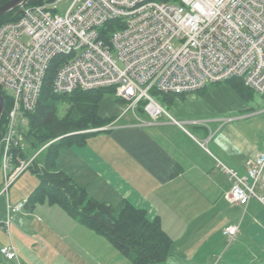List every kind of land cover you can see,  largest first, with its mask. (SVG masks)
Segmentation results:
<instances>
[{
    "label": "built area",
    "instance_id": "obj_1",
    "mask_svg": "<svg viewBox=\"0 0 264 264\" xmlns=\"http://www.w3.org/2000/svg\"><path fill=\"white\" fill-rule=\"evenodd\" d=\"M61 1L23 3L18 19L0 24V86L12 100L0 137L5 180L0 195L8 196L45 147L30 158L15 155L25 149L27 114L58 57L53 90L112 88L123 101L117 119L139 118L143 109L154 120L165 115L185 128L155 94L195 92L234 77L264 94V0H73L64 13L58 11ZM223 168L232 182L229 201L247 205L256 198L264 205V150L245 173ZM25 203L8 200V218L0 220L1 226L8 230L12 212L22 211ZM224 232L231 241L238 226ZM0 253L25 264L12 240Z\"/></svg>",
    "mask_w": 264,
    "mask_h": 264
},
{
    "label": "crops",
    "instance_id": "obj_2",
    "mask_svg": "<svg viewBox=\"0 0 264 264\" xmlns=\"http://www.w3.org/2000/svg\"><path fill=\"white\" fill-rule=\"evenodd\" d=\"M147 116L141 124L127 122L119 128L115 119L96 134L111 135L100 140L99 150L88 144L75 147L71 152L79 172L100 177L117 198L146 208L151 218L160 216L163 226L170 220L167 215H174L183 238L174 241L168 260L174 256L178 262L172 263L264 264V205L256 198L247 205L229 201L232 182L223 168L245 173L264 150V141L251 143L227 121L230 117L204 120L213 128L191 122L198 119L179 120L203 128L198 129L202 141L165 115L156 120ZM230 225L238 226L231 241L224 232Z\"/></svg>",
    "mask_w": 264,
    "mask_h": 264
},
{
    "label": "rangeland",
    "instance_id": "obj_3",
    "mask_svg": "<svg viewBox=\"0 0 264 264\" xmlns=\"http://www.w3.org/2000/svg\"><path fill=\"white\" fill-rule=\"evenodd\" d=\"M72 1L62 0L58 4V11L64 13ZM155 97L178 120L231 117L233 118L231 124L251 143L259 145L264 141V94L258 91L245 96L224 81L211 84L201 91L188 92L183 96L177 95L172 102L167 101L161 93H156ZM121 111L122 104L116 100L113 93L108 92L100 105L101 115L119 116ZM138 116L139 118L128 114L119 117L116 127L126 125L127 122L141 124L148 118L146 113L139 112ZM165 118L170 119L168 116ZM206 124L214 127L213 123L206 122ZM185 126L198 139L204 141L203 135L198 130L203 128L196 129L189 123ZM175 131L177 136H182L180 130ZM102 135H92L88 139L87 146L99 150L102 146L100 140L109 137L110 133L104 132ZM24 145L30 148L25 138ZM75 147L78 149L79 146L66 145L61 149L58 158L59 167L67 170L78 183L86 186L91 195L116 202L118 195H114L109 187H105L100 177L79 172L78 160L72 157L73 152H71ZM1 180L5 181L3 172L0 173ZM38 183L39 177L32 169L25 170L11 185L8 196L6 193L0 196V220L5 221L8 218V200L11 205L19 203ZM11 215L12 222L8 230L0 224V247L12 240L17 245L20 257L25 264H134L118 251L106 236L74 218L58 204L40 203L33 210L24 208L20 212H12ZM167 216L170 220L165 221L163 227L170 232L174 241L179 242L183 238L178 235L180 227L172 222L174 215L169 213ZM0 259L2 264H16L6 259L1 253ZM172 259L178 262L173 256L169 259L170 262L155 264H175L171 262Z\"/></svg>",
    "mask_w": 264,
    "mask_h": 264
},
{
    "label": "trees",
    "instance_id": "obj_4",
    "mask_svg": "<svg viewBox=\"0 0 264 264\" xmlns=\"http://www.w3.org/2000/svg\"><path fill=\"white\" fill-rule=\"evenodd\" d=\"M7 1L9 0H0V5ZM45 1L28 0L25 5L42 4ZM19 10L18 7L0 16V24L18 19L21 16ZM59 60V57L55 59L48 69L38 103L35 109L27 114L29 122L24 130V138L30 148L25 146L24 150L15 151V155L30 158L45 146L29 167L39 177V183L25 198V208L33 210L38 204L45 202L58 204L71 216L106 236L132 263L166 262L174 240L164 229L160 216L151 218L146 208L139 207L124 197L116 199V202L99 199L59 167L58 158L64 146L86 145L92 135L104 130L92 129L110 125L118 117H105L100 113L101 102L107 93L115 95L112 88L76 89L70 93H56L52 83ZM226 82L245 96L254 91L241 78L234 77ZM0 90L5 96L6 106L0 123L1 137L6 129L12 100L1 86ZM158 93L163 94L169 102L177 95H184ZM115 98L118 102H123L116 95ZM140 112L143 113V109ZM1 160L0 154V173L3 172ZM3 185L1 180L0 192Z\"/></svg>",
    "mask_w": 264,
    "mask_h": 264
},
{
    "label": "water",
    "instance_id": "obj_5",
    "mask_svg": "<svg viewBox=\"0 0 264 264\" xmlns=\"http://www.w3.org/2000/svg\"><path fill=\"white\" fill-rule=\"evenodd\" d=\"M28 0H9L5 2L4 4L0 5V16L10 12L11 10L20 7L21 4L27 2ZM20 12V11H19ZM6 106H5V96L0 90V123L2 116L5 112Z\"/></svg>",
    "mask_w": 264,
    "mask_h": 264
},
{
    "label": "bare ground",
    "instance_id": "obj_6",
    "mask_svg": "<svg viewBox=\"0 0 264 264\" xmlns=\"http://www.w3.org/2000/svg\"><path fill=\"white\" fill-rule=\"evenodd\" d=\"M8 116H9V114H8Z\"/></svg>",
    "mask_w": 264,
    "mask_h": 264
}]
</instances>
